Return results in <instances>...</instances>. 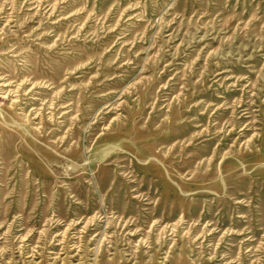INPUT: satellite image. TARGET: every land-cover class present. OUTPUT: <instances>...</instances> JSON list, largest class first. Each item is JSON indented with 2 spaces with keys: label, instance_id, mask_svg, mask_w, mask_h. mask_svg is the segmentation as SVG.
Returning a JSON list of instances; mask_svg holds the SVG:
<instances>
[{
  "label": "rangeland",
  "instance_id": "1",
  "mask_svg": "<svg viewBox=\"0 0 264 264\" xmlns=\"http://www.w3.org/2000/svg\"><path fill=\"white\" fill-rule=\"evenodd\" d=\"M0 264H264V0H0Z\"/></svg>",
  "mask_w": 264,
  "mask_h": 264
}]
</instances>
